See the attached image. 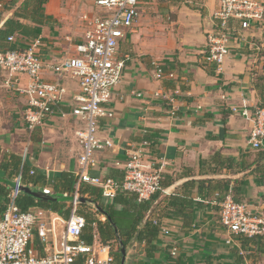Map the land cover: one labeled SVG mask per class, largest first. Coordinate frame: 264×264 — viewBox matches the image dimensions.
Masks as SVG:
<instances>
[{
    "label": "crops",
    "instance_id": "crops-1",
    "mask_svg": "<svg viewBox=\"0 0 264 264\" xmlns=\"http://www.w3.org/2000/svg\"><path fill=\"white\" fill-rule=\"evenodd\" d=\"M2 1L12 5L0 10V28L31 2ZM259 1L264 7V0ZM154 5L155 0L141 5L138 19L118 44L117 55L125 67L108 104L113 117L100 122L99 134L110 138L113 147L96 152L89 170L92 177L120 182L123 171L116 162L125 160V149L146 142L145 159L160 171L161 183H168L149 218L163 217L171 235H158L149 247L151 255L143 243L134 242L125 264H264L262 239L237 238L226 245L218 206L230 194L252 214L264 217V143L260 150L248 146L252 125L240 116L244 106L253 110L259 104L255 84L264 76V18L248 33L231 36L229 55L217 68L203 61V52L207 34L215 27L218 0H162L156 19L149 13ZM96 12L93 0H46L47 24L20 19L29 32L36 28L40 39L42 80L65 90L41 127L28 131L23 121L26 100L17 86L24 87L27 78L21 76L18 85L8 86L0 71L1 152L8 164H13L10 155L18 156L29 172L45 178L48 183L36 186L40 192L61 185L62 173L74 177L80 153L77 133L82 129L71 114L78 82L49 66L76 56L84 37L82 18ZM32 41L15 37L23 49ZM157 68L173 78L156 79ZM8 173L0 169V183L12 189L17 176Z\"/></svg>",
    "mask_w": 264,
    "mask_h": 264
},
{
    "label": "built area",
    "instance_id": "built-area-1",
    "mask_svg": "<svg viewBox=\"0 0 264 264\" xmlns=\"http://www.w3.org/2000/svg\"><path fill=\"white\" fill-rule=\"evenodd\" d=\"M146 0H93L97 12L84 16L83 41L75 48L76 56L64 58L49 69L61 76L68 74L78 82V93L72 96L71 114L82 123L77 133L80 153L76 160L75 182L70 195V214L67 219L50 211L36 207L21 212L16 204L23 186L21 174L15 179V186L8 196L4 213L0 216V264H74L76 258L84 264H114L108 245L95 241L87 246L79 240L84 227V218L78 213L79 191L83 185L100 189L106 201H112L118 191L132 194L137 202L148 201L153 195L162 193L161 173L153 169L145 159L146 142L134 148L125 149V160L116 162L123 171L122 181L111 178L92 177L89 170L94 166L96 152L113 147L112 140L101 137L100 122L113 117L108 106L114 88L121 82L125 67L124 59L117 55L119 42L125 38L139 17L141 5ZM264 18V7L259 0H218L213 14L214 30L207 34L203 61L220 68L229 55L231 36L245 32ZM15 42V37H9ZM37 38L22 50L1 52L0 71L6 76V84L18 85L25 76L24 87L17 91L26 100L23 121L28 131L41 127L65 94L59 85L44 82ZM46 67V66H45ZM172 73L164 74L156 69L155 78H173ZM240 116L251 122L248 146L260 150L264 143V108L241 109ZM33 174L32 171L29 173ZM31 188V185L28 186ZM44 194H51L43 189ZM66 196V195H65ZM219 206V224L227 233L226 245L233 237H258L264 241V217L256 216L245 204L236 203L227 194ZM44 212L48 219L41 218L37 211ZM103 220V217H99ZM160 235L168 237L171 229L163 217L150 219ZM172 248L171 256L176 255ZM43 253V255H40Z\"/></svg>",
    "mask_w": 264,
    "mask_h": 264
},
{
    "label": "trees",
    "instance_id": "trees-1",
    "mask_svg": "<svg viewBox=\"0 0 264 264\" xmlns=\"http://www.w3.org/2000/svg\"><path fill=\"white\" fill-rule=\"evenodd\" d=\"M30 1L26 2L22 9L15 13L13 18L6 20L2 28H0L1 52L5 53L23 49L16 42H9V37L24 36L33 40L38 38L36 28L34 31L29 32L20 22V19H32L38 26L47 24L50 20L48 16L43 14V5L46 0ZM11 5L12 2L5 4L1 0L0 10L8 9ZM2 11H0V16ZM262 57H264V52L262 53ZM262 67L264 70V61ZM255 89L259 96L257 107L264 108V76L258 78ZM9 159L13 161V164L10 165L6 162V155L2 154L0 148V169L4 172L8 171L9 177H16L21 174L22 184L26 187L31 185V188L35 191H38L36 186L40 181L48 183L45 178L38 177L34 173L30 175L29 168L25 164H21L20 157L10 155ZM59 181L61 184L59 186L51 184V195L59 199L69 198L73 192L75 178L70 174L62 173ZM160 184L161 187L168 185L167 182H160ZM187 186L188 184L185 187ZM10 192L11 189H8L6 184L0 183V216L6 209ZM187 192L189 193L190 190H187ZM79 196L84 199V202L78 205V213L85 221L79 238L81 242L87 246L93 245L95 241L100 242L101 245H108L114 259V264H120L121 247L127 250L134 242L137 244L143 243L146 254L151 255L149 252L152 251V247L151 249L149 247L160 235V231L152 224L149 217L157 209V206H153L157 205L156 203L159 205L160 193L153 195L148 201L137 202L134 195L118 191L110 202L102 198L99 188L83 185L79 191ZM16 204L21 212H26L30 208L36 207L42 211L55 213L63 219H67L70 214V202L68 200H38L30 195L20 193ZM99 217H105V219L101 220ZM237 238L239 240H258V237L247 238L240 236ZM114 245L115 249L113 248ZM40 255H43V253ZM74 264H84V259L78 257L74 261Z\"/></svg>",
    "mask_w": 264,
    "mask_h": 264
},
{
    "label": "water",
    "instance_id": "water-1",
    "mask_svg": "<svg viewBox=\"0 0 264 264\" xmlns=\"http://www.w3.org/2000/svg\"><path fill=\"white\" fill-rule=\"evenodd\" d=\"M19 192L21 194L30 195L33 198L38 199V200L59 201V198H55L51 194H44L43 192L35 191L32 188H29L26 186L19 187ZM80 202H84V199L81 198ZM114 230H115V228H114ZM125 262H126V250L124 247H121V249H120V264H125Z\"/></svg>",
    "mask_w": 264,
    "mask_h": 264
},
{
    "label": "rangeland",
    "instance_id": "rangeland-1",
    "mask_svg": "<svg viewBox=\"0 0 264 264\" xmlns=\"http://www.w3.org/2000/svg\"><path fill=\"white\" fill-rule=\"evenodd\" d=\"M161 3L162 2V0H155V5L152 7V10L151 11H149V13L152 15V17L154 18V19H156V18H159V16H161V13H160V10L157 8V6H158V3ZM148 11H146V13H147ZM249 31H247V33H248ZM244 33H246V31L245 32H241V34H244ZM60 199H62V198H60ZM93 210V209H92ZM37 211V210H36ZM37 213V215L39 216V217H41V218H45V219H48V215L46 214V213H44V212H40V211H37L36 212ZM104 219H105V217H104ZM237 239V237H233V241H235ZM113 248L115 249V245L113 246ZM126 252H127V250H126Z\"/></svg>",
    "mask_w": 264,
    "mask_h": 264
}]
</instances>
